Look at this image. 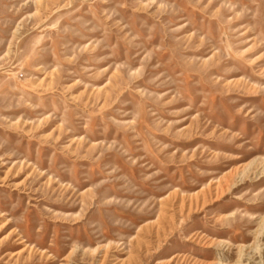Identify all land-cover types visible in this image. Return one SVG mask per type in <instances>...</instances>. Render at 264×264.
Masks as SVG:
<instances>
[{
  "label": "rangeland",
  "instance_id": "1",
  "mask_svg": "<svg viewBox=\"0 0 264 264\" xmlns=\"http://www.w3.org/2000/svg\"><path fill=\"white\" fill-rule=\"evenodd\" d=\"M0 264H264V0H0Z\"/></svg>",
  "mask_w": 264,
  "mask_h": 264
}]
</instances>
